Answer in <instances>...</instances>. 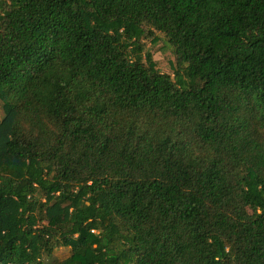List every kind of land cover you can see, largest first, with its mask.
<instances>
[{"label":"trees","instance_id":"obj_1","mask_svg":"<svg viewBox=\"0 0 264 264\" xmlns=\"http://www.w3.org/2000/svg\"><path fill=\"white\" fill-rule=\"evenodd\" d=\"M0 101V264H264V0H0Z\"/></svg>","mask_w":264,"mask_h":264},{"label":"rangeland","instance_id":"obj_2","mask_svg":"<svg viewBox=\"0 0 264 264\" xmlns=\"http://www.w3.org/2000/svg\"><path fill=\"white\" fill-rule=\"evenodd\" d=\"M142 52L144 55L143 59H146V54H151L153 57V61L157 66L158 70L163 74H168L173 76L174 71L176 69L175 57L173 55V51L166 38L160 34L156 33L154 39L151 40H143L142 41ZM5 117L4 103L0 101V122ZM247 211L249 214H258V210L255 207H248ZM70 248L61 247L53 255L51 262L62 261L69 256Z\"/></svg>","mask_w":264,"mask_h":264}]
</instances>
